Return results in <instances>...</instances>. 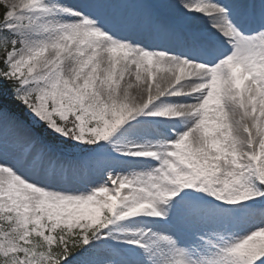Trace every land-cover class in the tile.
Wrapping results in <instances>:
<instances>
[{
  "label": "snow or ice",
  "instance_id": "6c2138e0",
  "mask_svg": "<svg viewBox=\"0 0 264 264\" xmlns=\"http://www.w3.org/2000/svg\"><path fill=\"white\" fill-rule=\"evenodd\" d=\"M0 264H264V0H0Z\"/></svg>",
  "mask_w": 264,
  "mask_h": 264
}]
</instances>
